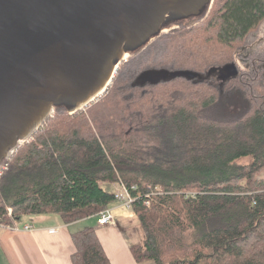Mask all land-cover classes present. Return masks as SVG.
Returning a JSON list of instances; mask_svg holds the SVG:
<instances>
[{"label":"trees","instance_id":"trees-1","mask_svg":"<svg viewBox=\"0 0 264 264\" xmlns=\"http://www.w3.org/2000/svg\"><path fill=\"white\" fill-rule=\"evenodd\" d=\"M209 7L129 52L99 100L54 107L0 176L1 224L99 216L118 184L145 235L137 263L264 264V0ZM72 240L73 264H112L93 227Z\"/></svg>","mask_w":264,"mask_h":264},{"label":"water","instance_id":"water-1","mask_svg":"<svg viewBox=\"0 0 264 264\" xmlns=\"http://www.w3.org/2000/svg\"><path fill=\"white\" fill-rule=\"evenodd\" d=\"M212 3L0 0V168L54 107L74 113L88 106L107 91L123 54L151 42L171 20L200 17Z\"/></svg>","mask_w":264,"mask_h":264},{"label":"crops","instance_id":"crops-1","mask_svg":"<svg viewBox=\"0 0 264 264\" xmlns=\"http://www.w3.org/2000/svg\"><path fill=\"white\" fill-rule=\"evenodd\" d=\"M104 186L112 192L120 190L118 184ZM110 209H114L116 223L105 227L98 224V216L70 225L63 224L59 217L52 222L45 221V216L23 217L14 225L18 230L0 229V264H73L75 226L94 219L95 225L91 227L96 230L112 264H154L151 261L137 263L131 251L143 240L140 231L130 227L136 220L134 213L127 212L117 202ZM38 220H42L41 223ZM26 225L33 230L25 231Z\"/></svg>","mask_w":264,"mask_h":264},{"label":"rangeland","instance_id":"rangeland-1","mask_svg":"<svg viewBox=\"0 0 264 264\" xmlns=\"http://www.w3.org/2000/svg\"><path fill=\"white\" fill-rule=\"evenodd\" d=\"M213 2H214V0H213ZM212 4H213V3H212ZM209 9H210V7H209ZM196 22H197V19L192 20V22L190 23V25H193V24H195ZM179 29H180V27L175 23V20H171V21H169L168 23H166V24L164 25L161 34L166 35V34L171 33L173 30H179ZM152 41H154V39H153ZM152 41H151V42H152ZM258 42H259V43H258ZM255 44H256V46L261 45V47L264 48V25H263V27H262L260 33H259V34L257 35V37L255 38ZM127 56L129 57V54H127ZM128 57L126 58V60L128 59ZM206 59H208V58H206ZM206 59H203V58H202V59H200V60L203 61V60H206ZM126 60H124L123 62H125ZM123 62H122V63H123ZM118 67H119V66H118ZM224 73H225V74H224L225 76L221 73V71H219V72L216 71V72H213L212 75L210 76V78H212V79H210L209 76H206V79L209 78L210 80H212V82L220 84V82H221L226 76L229 75L228 72H224ZM115 76H116V73H115ZM178 91H180L181 93H183V92L185 93L184 88H181V87H179V90H178ZM186 96H187V95H185L184 97H186ZM96 100H99V99H96ZM91 103H94V101L91 102ZM90 105H91V104H90ZM88 106H89V105H88ZM83 109H84V108H83ZM52 114H54V111H53ZM261 177L264 178V173H263V175H262ZM104 187H105V188H108V186H104ZM122 189H123V187L120 186V190H118L117 192L121 191ZM117 192H115V193H117ZM118 204H120V203H118ZM132 213H134L133 210H132ZM134 216H135V214H134ZM56 218H57L56 216H45L44 219H46L45 221L52 222V221H54V219H56ZM38 221L41 223L42 220H38ZM95 222H96L95 219L92 220V221H90V220H86L85 222H82V223L76 225V226H75V229H76V231H78V230L84 229V228H86V227L94 226V225H95ZM130 227H131V229H134V230L138 231V233H139V231H140V235L142 234V237H143V240H142V242H143V241H144V237H145V235H144V232H143V230H142V228H141V226H140L139 221H138L137 218H136V220L134 221V225H132V226H130Z\"/></svg>","mask_w":264,"mask_h":264},{"label":"built area","instance_id":"built-area-1","mask_svg":"<svg viewBox=\"0 0 264 264\" xmlns=\"http://www.w3.org/2000/svg\"><path fill=\"white\" fill-rule=\"evenodd\" d=\"M6 165H7V163L0 168V176L2 175L3 171L6 169ZM115 199H116L117 203H120L122 208H124L127 212L132 213V204L135 201V198L132 197L130 192L125 187H123V189L121 191L115 193ZM8 214L10 216L12 215V209L8 208ZM115 223H116V216L114 214V209H108L107 211L101 213L98 216V224L100 226L105 227V226L113 225ZM0 229L18 230V228L15 226L7 227L1 223H0ZM24 230L25 231H32L33 227L26 225L24 227Z\"/></svg>","mask_w":264,"mask_h":264},{"label":"bare ground","instance_id":"bare-ground-1","mask_svg":"<svg viewBox=\"0 0 264 264\" xmlns=\"http://www.w3.org/2000/svg\"><path fill=\"white\" fill-rule=\"evenodd\" d=\"M128 56L126 55V54H123V56H122V59L123 60H126V58H127ZM113 75H115V73L113 72ZM103 91V90H102ZM101 91V92H102ZM95 98V97H94ZM94 98H92V99H94ZM80 107H83V105H80Z\"/></svg>","mask_w":264,"mask_h":264}]
</instances>
